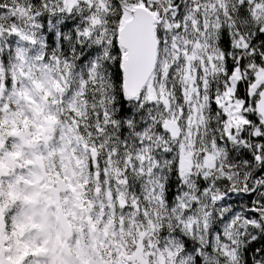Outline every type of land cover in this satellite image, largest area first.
<instances>
[{"label": "snow or ice", "instance_id": "snow-or-ice-1", "mask_svg": "<svg viewBox=\"0 0 264 264\" xmlns=\"http://www.w3.org/2000/svg\"><path fill=\"white\" fill-rule=\"evenodd\" d=\"M126 18L154 36L139 92L126 87ZM262 74L264 0H0V122L55 116L54 140L70 144L75 123L97 149L95 164L84 155L112 201L99 207L146 236L116 264H264ZM15 214L5 209L4 235ZM10 247L0 240V264H15Z\"/></svg>", "mask_w": 264, "mask_h": 264}, {"label": "rangeland", "instance_id": "rangeland-1", "mask_svg": "<svg viewBox=\"0 0 264 264\" xmlns=\"http://www.w3.org/2000/svg\"><path fill=\"white\" fill-rule=\"evenodd\" d=\"M264 78V74L260 79ZM151 88V84L149 85ZM20 120L15 118H7L4 120L5 129L0 131V151L3 156L0 157V177L4 178V184L0 185V195L5 197L3 205H0V240H8V236L4 235V212L5 209L17 205V220L22 229H18L19 238H23V242H30V245L39 251L41 256H47L55 259V264H116L113 257L110 259L96 258L94 261L85 260L84 253L81 250L80 240L78 237L71 238L68 241L69 248L72 252L71 257H66L62 251L63 236L57 225V219L52 207V198L49 196L48 187L54 183L55 177L63 178L68 187V192L62 196L61 205L66 214L69 223L75 233L74 223L78 224V212L76 210L75 202L71 201L73 195L71 182L69 180L72 174V167L64 166L65 156L63 150H56V159L59 166L62 167L61 172H57V167L51 164V167L45 166V160L42 156V148L47 150V156H50L48 147L54 142L53 136L56 128V121L51 117H44L39 112L33 116V130L34 133L28 129L19 131L17 123ZM55 122L54 131L50 135L48 130L50 123ZM23 125L25 124L22 121ZM243 123V121H239ZM195 134L192 135L194 140ZM9 136L18 138V142H13L11 148L5 147L4 141ZM90 151L91 148L85 149ZM55 151V150H54ZM95 164V160L93 161ZM59 167V168H60ZM97 191V190H96ZM109 196L104 197L105 203H108ZM101 201L97 202V206ZM89 212H87V215ZM89 226V224H88ZM28 230L25 235L22 230ZM108 228L105 226L103 234H107ZM141 240L146 238L145 233L141 232ZM87 246L91 247L93 251L95 241L100 237V232H89L86 236ZM137 247V252L132 255H127L122 252V262L127 260L137 259L139 252L142 251V244ZM3 254L7 256L11 254L15 264L24 258L23 250H19L17 246H12L10 249H3ZM117 260V259H116ZM120 261V259L118 260ZM7 264V260H6Z\"/></svg>", "mask_w": 264, "mask_h": 264}, {"label": "trees", "instance_id": "trees-1", "mask_svg": "<svg viewBox=\"0 0 264 264\" xmlns=\"http://www.w3.org/2000/svg\"><path fill=\"white\" fill-rule=\"evenodd\" d=\"M63 115L67 116V113L65 112L63 113ZM15 117L20 120L16 124L19 131H23L29 128V130L34 133L32 123L33 118H21V114H16L15 116L10 118ZM51 118L56 121V128L54 133L55 135L57 133V130L60 128V125L57 117L53 116ZM69 119H71V117H69ZM22 121L25 122L24 125ZM3 122H0V131H3L6 128ZM68 134L72 137V141L70 144L68 143L67 136L64 140H59L57 138L48 147L49 151H52L50 152V156H47V150H44V148H42V156L44 157L43 159L45 160V166L47 168H49V166L51 167V164H53L57 167V172L63 175L60 170L62 169V167L59 166V162L56 159V150L58 151L62 149L64 153L63 155L65 156L63 167L65 168L68 165L72 167L73 172L69 180L71 182V193L73 192V195L71 196L72 198L70 200L75 202L76 204V210L78 212L77 216L79 219L78 224L74 223V237H78L80 240L81 250L84 253L85 260L90 259L91 261H94V259L96 258L108 260L110 259V257H113V253H116L117 261L119 259L120 261H122V252H125L128 255L125 249L130 250L132 244H136L138 247L141 240L140 233L143 231L141 229H136L135 231H133V228L131 226L127 230H122L120 226L123 225L126 217L122 219L119 213L115 212L111 207L100 208L99 206H97V202L99 201H103L105 205H110L112 203L110 197L108 199V203H105L104 200V197L107 195L106 183L104 185L105 193L103 194L100 193V190L95 187V184L97 183V177L90 174L88 160L84 155L85 149L91 148L89 152L91 153V151L94 150L96 156L97 149L92 148L88 142L87 137L79 133L75 123L70 126V131ZM76 137H80L79 145H77L76 143ZM193 141H195V137ZM94 160L95 157L92 159V163ZM110 176L111 178H115L116 176V170L114 166L113 170L110 172ZM13 206H15V216H17L18 207H16L17 205ZM140 211H143V207H141ZM149 211H152L151 207L149 208ZM87 212H89L88 215ZM101 214H106L107 217L106 219H103V223L99 222L102 218ZM13 223L15 225H18L19 227L16 229L14 235L8 236L10 244L12 246H17L18 244L19 250H23L24 257L37 252V250H35V247L30 245V242H23V238H19L18 229H22L19 225L20 223L17 220H14ZM105 226L108 228L107 234L102 233ZM114 228L116 229L115 232L113 231ZM90 231H94L96 233L100 232V237L95 241L93 251H91L92 248H89V245L87 246L86 240V236H88ZM22 232L25 235L28 234V230L25 228L22 230Z\"/></svg>", "mask_w": 264, "mask_h": 264}, {"label": "water", "instance_id": "water-1", "mask_svg": "<svg viewBox=\"0 0 264 264\" xmlns=\"http://www.w3.org/2000/svg\"><path fill=\"white\" fill-rule=\"evenodd\" d=\"M137 13L146 12L145 9L138 7ZM133 24L131 18H126L121 22L122 42L125 47L129 48L130 55L125 57L126 68V87L129 91L139 92L147 81L148 74L151 71V62L155 59V42L154 36L146 26L138 25L130 28ZM264 79V78H263ZM150 85V82H149ZM171 127L176 129L175 134L179 135L180 130L176 128L175 122H170ZM55 123H50L48 133L51 135L54 131ZM92 158L95 157V151H91ZM69 190L66 181L56 176L54 183L48 187L49 196L52 198V207L57 219V225L62 232L63 242L62 251L66 257H71L72 252L69 248L68 241L74 235L71 224L61 205V198ZM2 232V229L0 230Z\"/></svg>", "mask_w": 264, "mask_h": 264}]
</instances>
